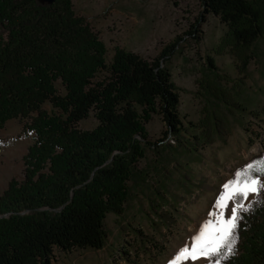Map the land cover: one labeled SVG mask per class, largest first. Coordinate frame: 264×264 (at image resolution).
<instances>
[{
	"label": "trees",
	"instance_id": "1",
	"mask_svg": "<svg viewBox=\"0 0 264 264\" xmlns=\"http://www.w3.org/2000/svg\"><path fill=\"white\" fill-rule=\"evenodd\" d=\"M199 2L200 11L182 34L152 57L114 45L106 60L104 42L74 12L71 0H0V128L10 118H27L24 127L33 131L21 155L22 176L10 177L0 190V264H52L53 249L100 248L105 215L122 211L129 182L141 171L137 161L145 146L156 144L145 127L151 114H159L164 123L159 141L171 138L195 149L222 134L225 120L218 108L204 106L195 122H183L167 61L180 41L199 39V23L212 13L225 26L213 49L232 55L243 71L253 42L264 38V0ZM205 59L217 68L212 55ZM100 71L102 76L93 79ZM56 80L62 93L55 89ZM200 86L204 96L211 94L228 109L239 105L218 81L204 80ZM45 102L50 111L42 108ZM250 111L259 116L258 109ZM89 112L95 124L79 127ZM260 160L264 149L235 173ZM259 177L264 182V175ZM148 205L159 219L165 217L153 197ZM244 205L248 210L240 211L233 251L221 264H264V189ZM133 230L140 239L144 235ZM145 242L158 249L154 241Z\"/></svg>",
	"mask_w": 264,
	"mask_h": 264
},
{
	"label": "rangeland",
	"instance_id": "2",
	"mask_svg": "<svg viewBox=\"0 0 264 264\" xmlns=\"http://www.w3.org/2000/svg\"><path fill=\"white\" fill-rule=\"evenodd\" d=\"M71 2L74 12L83 16L104 42L106 60L114 45L152 57L173 36L182 34L201 8L199 0ZM224 29L216 15L206 13L199 23V39L180 41L167 61L170 78L177 86V107L183 122H195L204 114V106L208 110L218 108L225 120L220 126L222 134H214L210 142L195 144V149L180 146L171 138L159 141L164 123L159 114H151L145 127L148 139L156 144L145 146L137 161L136 167L141 171L129 182V195L122 211L105 215L104 244L100 248L53 249L52 264H169L177 250L210 218L222 185L233 179L236 168L264 149V38L253 42V55L240 71L232 55L213 49ZM206 54L213 56L216 69L207 64ZM213 71L227 80H218ZM102 73L97 72L93 79L100 78ZM204 80L218 81L239 105L228 109L211 94L204 96L200 86ZM54 85L57 92H63L59 80ZM42 108L51 110L48 102ZM254 109L260 111L258 117L251 113ZM26 120L10 118L0 128V190L10 177L22 176L21 155L33 137V131L24 127ZM95 122L89 112L77 125L89 128ZM190 130L186 134L188 141ZM143 173L144 179H140ZM152 197L164 218L159 219L157 212L150 209L148 201ZM248 200L242 202L246 204ZM133 228L143 232L141 239ZM145 239L154 241L158 249Z\"/></svg>",
	"mask_w": 264,
	"mask_h": 264
},
{
	"label": "snow or ice",
	"instance_id": "3",
	"mask_svg": "<svg viewBox=\"0 0 264 264\" xmlns=\"http://www.w3.org/2000/svg\"><path fill=\"white\" fill-rule=\"evenodd\" d=\"M260 175H264V160L249 164L225 182L213 206L215 210L209 213L210 218L177 250L169 264H198L212 258H215L214 264H221L236 243L240 211L248 210L242 201L264 189Z\"/></svg>",
	"mask_w": 264,
	"mask_h": 264
},
{
	"label": "water",
	"instance_id": "4",
	"mask_svg": "<svg viewBox=\"0 0 264 264\" xmlns=\"http://www.w3.org/2000/svg\"><path fill=\"white\" fill-rule=\"evenodd\" d=\"M39 2H51L52 0H37Z\"/></svg>",
	"mask_w": 264,
	"mask_h": 264
},
{
	"label": "bare ground",
	"instance_id": "5",
	"mask_svg": "<svg viewBox=\"0 0 264 264\" xmlns=\"http://www.w3.org/2000/svg\"><path fill=\"white\" fill-rule=\"evenodd\" d=\"M230 206H231V205H230ZM190 240H191V239H190ZM190 240H189V241H190ZM198 264H203V261H201V262H198Z\"/></svg>",
	"mask_w": 264,
	"mask_h": 264
}]
</instances>
